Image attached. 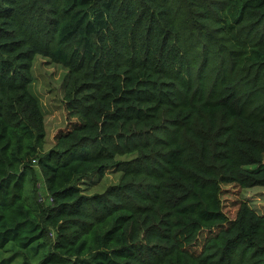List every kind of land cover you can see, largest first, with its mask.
Segmentation results:
<instances>
[{"label": "trees", "instance_id": "obj_1", "mask_svg": "<svg viewBox=\"0 0 264 264\" xmlns=\"http://www.w3.org/2000/svg\"><path fill=\"white\" fill-rule=\"evenodd\" d=\"M37 57L68 70L48 152ZM229 184L264 187V0H0L1 251L264 264V215L230 220Z\"/></svg>", "mask_w": 264, "mask_h": 264}, {"label": "rangeland", "instance_id": "obj_2", "mask_svg": "<svg viewBox=\"0 0 264 264\" xmlns=\"http://www.w3.org/2000/svg\"><path fill=\"white\" fill-rule=\"evenodd\" d=\"M34 80L31 85L33 93L39 98L44 112L46 124V139L44 152H48L54 147V136L60 130L66 127V111L64 108V91L68 80V70L60 65L52 63L49 59L37 57L32 73ZM256 167H252L254 169ZM119 176L115 172H106L105 185L118 183ZM39 193L45 194L44 188ZM45 201L47 199H44ZM48 201V200H47ZM224 211L230 220H234L239 205L246 202L258 214L264 215V187H253L242 189L235 184L223 186L222 196ZM211 234L202 232L198 242L193 246V251L201 250L204 242ZM15 257V258H14ZM22 254L18 253L12 246L6 248V252L0 250V261L7 259L13 264L20 263Z\"/></svg>", "mask_w": 264, "mask_h": 264}]
</instances>
